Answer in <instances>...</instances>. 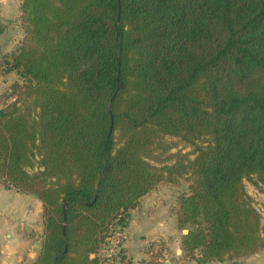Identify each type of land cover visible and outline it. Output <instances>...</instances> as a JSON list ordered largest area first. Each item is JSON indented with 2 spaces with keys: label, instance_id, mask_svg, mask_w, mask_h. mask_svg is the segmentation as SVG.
Returning <instances> with one entry per match:
<instances>
[{
  "label": "trees",
  "instance_id": "trees-1",
  "mask_svg": "<svg viewBox=\"0 0 264 264\" xmlns=\"http://www.w3.org/2000/svg\"><path fill=\"white\" fill-rule=\"evenodd\" d=\"M20 8L25 35L0 57L3 74H19L0 105V180L43 202L33 264H107L103 244L162 183H188L185 256L239 264L264 250L245 185L264 191V0Z\"/></svg>",
  "mask_w": 264,
  "mask_h": 264
},
{
  "label": "crops",
  "instance_id": "crops-1",
  "mask_svg": "<svg viewBox=\"0 0 264 264\" xmlns=\"http://www.w3.org/2000/svg\"><path fill=\"white\" fill-rule=\"evenodd\" d=\"M7 3L9 6H7ZM13 6L14 10H12L16 13L15 16H18L17 14L20 13L21 0H6L4 3L0 1V20L4 25H6V10H10ZM8 7H10V9H8ZM0 44L5 47L7 42ZM7 51L6 53H9V49ZM15 72L16 71H12L1 75L5 78H10V74H14ZM16 79L18 78L16 77L14 80ZM147 195L142 198H146ZM141 208L143 211L142 214L137 218L132 215L128 226L125 228V230H127L126 234L129 233L125 245L129 257H133L132 260H135V257L140 254L147 256L148 250L146 246L148 244L146 245V243L162 235L173 236L171 242H173L174 245H172L175 246V243L178 244L177 252H181L182 234L179 236L178 233L177 236V225H175L174 228H169L162 220L154 221L152 218L154 214H151V206L141 205ZM43 231L44 214L42 200L31 192L6 187L0 180V264H33L41 250V235ZM262 252H264V250L258 251L252 255ZM262 255L264 256L263 253ZM244 258L245 257L239 259V261L245 260ZM253 259L256 260V262L260 261V257H253Z\"/></svg>",
  "mask_w": 264,
  "mask_h": 264
},
{
  "label": "rangeland",
  "instance_id": "rangeland-1",
  "mask_svg": "<svg viewBox=\"0 0 264 264\" xmlns=\"http://www.w3.org/2000/svg\"><path fill=\"white\" fill-rule=\"evenodd\" d=\"M2 3L6 0H0ZM22 1V0H21ZM7 6L9 4L7 3ZM14 6L10 10H6V28L5 32L0 35V43L7 42V45L3 47L0 44V56H2L9 49L10 51H14L18 48V43L25 35V29L23 26V20L20 13L15 16V12L13 11ZM13 9V10H12ZM21 9V8H20ZM6 39V40H4ZM6 44V43H5ZM9 45V46H8ZM8 52V51H7ZM3 68L0 69V105L6 101L5 95L8 92V88L13 80L17 77L19 78L18 73L10 74V78H5L2 73ZM13 79V80H12ZM9 81V82H8ZM168 141L170 143H174L175 146L171 149V152L181 151L183 153H189V158H193L195 156L193 151V146H184L183 143L178 142L176 138L168 137ZM176 142V143H175ZM2 181V180H1ZM3 182V181H2ZM4 184V182H3ZM186 184V185H185ZM184 185H170L168 183L159 184L154 190H152L146 198H142L138 207L131 210V216H135L136 218L142 214L141 205H149L151 206L152 213L154 214L152 218L154 221L162 220L165 222V225L169 228H174L177 225V213L179 208V196L186 191L188 183ZM5 185V184H4ZM245 185L248 192L254 197V203L256 207L260 210L264 217V191L260 189L252 179H245ZM263 186V185H262ZM141 209V210H140ZM127 230H118L119 237L122 240L113 239L112 237L106 240V243L103 244L100 254L107 259V264H128L127 261L122 262L121 256L122 254L126 255L128 260H131V264H203L197 262L194 258L185 256L183 251L177 252L178 244L175 243L173 246L172 237L162 235L156 237L154 240H150L146 243V249L152 248V250L148 251L147 256L144 254H140L135 257V260L129 257V253L126 248V240H128V234H126ZM175 231V230H174ZM180 231V232H179ZM182 234V231L178 229L177 236ZM178 238V237H177ZM121 241V243H120ZM156 243L154 245L153 243ZM175 242V241H174ZM120 244V245H119ZM173 244V245H172ZM172 248V249H171ZM125 250V251H124ZM264 254V252H262ZM262 253H257L255 255L246 256L245 260H240L239 264H264V256ZM259 258L260 261L256 262L253 259ZM262 257V259H261ZM242 259V258H241ZM137 261V262H136ZM231 260L219 261L214 260L205 264H232Z\"/></svg>",
  "mask_w": 264,
  "mask_h": 264
},
{
  "label": "built area",
  "instance_id": "built-area-1",
  "mask_svg": "<svg viewBox=\"0 0 264 264\" xmlns=\"http://www.w3.org/2000/svg\"><path fill=\"white\" fill-rule=\"evenodd\" d=\"M119 236H121V235H119L118 230H117V231H115V232L112 234L111 237H112L113 239H116V241H117V239L122 240L121 237H119ZM120 243H121V241H120ZM119 245H120V244H119Z\"/></svg>",
  "mask_w": 264,
  "mask_h": 264
}]
</instances>
